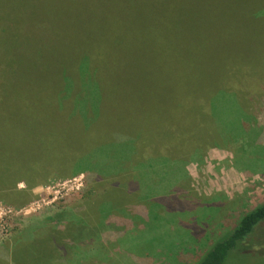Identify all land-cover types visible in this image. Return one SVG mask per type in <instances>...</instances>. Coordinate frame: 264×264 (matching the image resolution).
<instances>
[{"label": "trees", "instance_id": "16d2710c", "mask_svg": "<svg viewBox=\"0 0 264 264\" xmlns=\"http://www.w3.org/2000/svg\"><path fill=\"white\" fill-rule=\"evenodd\" d=\"M176 37L197 43L184 50ZM263 95L264 0H0V199L86 174L93 189L106 183L108 195L75 217L96 229L123 227L108 233L117 240L135 222L156 219L161 206L174 208L167 196L153 199L162 185L149 174L181 170L211 145L264 173V129L254 125ZM47 219L63 231L85 229L62 213ZM263 220L264 201L193 264L259 261L249 238ZM48 229L52 241L35 229L15 236L17 254L51 262L42 252L58 256L63 240Z\"/></svg>", "mask_w": 264, "mask_h": 264}, {"label": "rangeland", "instance_id": "374dc122", "mask_svg": "<svg viewBox=\"0 0 264 264\" xmlns=\"http://www.w3.org/2000/svg\"><path fill=\"white\" fill-rule=\"evenodd\" d=\"M57 15L58 11H55L53 16ZM31 25L39 26L35 21ZM187 40L175 38L184 50L197 43L196 38ZM254 117L259 134L264 129V95L256 105ZM244 125L248 126L247 123ZM222 140L225 142V137ZM223 146L228 148L229 144L223 143ZM149 175H155L153 178L162 185L153 189V199L160 201L167 196L174 208L168 210L166 206H161L156 219L151 217L144 224L135 222L124 230V237L113 241H110L108 233L123 231V227L105 224L96 229L87 225L86 219L75 217V213H81L85 202H90L97 195H108L105 192L106 183L93 189L86 180V174L60 175L45 183L38 182L30 189L29 195L5 197L11 201L0 199V245H3L0 264H38L35 262L36 256L33 260L26 251L17 254L19 251L14 249L18 246L14 241L15 236H27L30 230L35 229L40 236L45 235L52 241V234H48L52 232L48 228L61 234L59 237L63 242L57 249L58 256L45 247L42 254L52 261L45 263L42 259L39 264H96L99 257L98 264H157L162 260L167 264H193L216 236L231 227L243 213L264 201V173L252 163H238L233 153L215 145L191 157L182 164L181 170ZM180 184L185 188L182 189ZM17 189L27 191V185L19 181ZM144 189L149 190L144 187L142 191ZM141 194L145 195V192ZM223 204L224 211L220 213L219 208ZM58 213L66 215L71 221H80L85 229L63 231L61 223L47 219ZM208 220H212L211 223ZM207 223L209 235L199 239L190 237L192 231L204 230ZM249 244L255 249L252 257L260 260L230 259L229 264H264V220L250 234ZM25 246L30 248L29 245ZM88 249L89 259L86 257ZM163 253L168 254L166 258H163Z\"/></svg>", "mask_w": 264, "mask_h": 264}]
</instances>
